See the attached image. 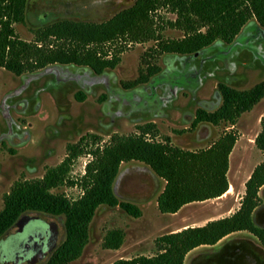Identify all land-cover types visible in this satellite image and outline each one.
<instances>
[{
    "label": "rangeland",
    "instance_id": "rangeland-1",
    "mask_svg": "<svg viewBox=\"0 0 264 264\" xmlns=\"http://www.w3.org/2000/svg\"><path fill=\"white\" fill-rule=\"evenodd\" d=\"M133 3L134 0H30L24 22L14 24L13 28L20 40L33 42L36 30L55 22L102 23ZM162 15L170 21L175 20L170 13ZM257 32L254 22H251L240 32V40L236 39L238 44L216 43L200 54L187 57L164 55L149 59L146 54L154 43L130 46L121 56L120 64L108 72L111 85L119 88L120 85L136 82L147 74L148 66L158 67V76L153 83L136 84L127 96L116 93L118 99L113 102V111L126 112L118 111L119 115L109 127L106 125L110 120L104 117L105 109H101L106 98L101 87H95L93 93L85 95L73 81H63L62 74L58 75L57 71L50 69L54 66L19 77L0 68V135L7 133L2 117L4 110L18 99L26 98L29 104L24 111L18 107L16 111L11 108L7 113L11 115L14 131L19 132L22 139H14L13 144L0 142V211L4 196L16 184L42 178L47 169L58 166L67 157L71 146L80 144L84 151L72 162L67 183L52 191L69 201L77 200L82 192L77 186H69V183H76L84 175L85 165L90 160L84 153L103 146L114 134L138 133L139 127L148 123L155 125L160 138L168 136L174 146L190 151L207 148L224 133L238 135L228 174V180L236 188L232 187L230 193L235 195L233 200L237 204L248 175L263 160V155L258 154L254 146V140L264 115V98L251 111L243 114L234 126L222 123L216 127L208 124L193 127L192 123L197 110L212 112L220 106V85L249 91L264 84V38L253 39ZM162 35L166 39L182 38L179 30L170 28H165ZM246 39H249L248 43L244 42ZM71 70L72 74L77 73ZM24 85L27 86L25 91L21 90ZM12 94L16 97L8 100ZM123 98L129 103L124 105ZM162 187L163 184L145 167L123 165L115 194L119 201L136 205L141 216L134 219L118 207L98 209L89 225L88 243L82 255L70 264H114L121 259L152 257L157 253L156 240L159 237L185 225V222L201 223L217 218L225 211L224 204L214 202L190 204L176 217L160 215L156 198ZM261 197L264 203V191ZM30 216L40 219L28 224L13 240L4 244L3 259L10 258L21 241L25 243L28 237L37 239V233L45 231L46 222L57 229L56 247L63 240L61 220L42 215ZM258 222L263 225L264 217ZM110 231L123 235L118 250L102 247ZM223 253L224 258H221ZM228 256L235 261L227 260L231 259ZM184 264H264V253L256 240L240 233L215 248H200L190 253Z\"/></svg>",
    "mask_w": 264,
    "mask_h": 264
},
{
    "label": "trees",
    "instance_id": "trees-1",
    "mask_svg": "<svg viewBox=\"0 0 264 264\" xmlns=\"http://www.w3.org/2000/svg\"><path fill=\"white\" fill-rule=\"evenodd\" d=\"M30 0H0V68L17 77L34 74L54 65L85 67L97 74L114 70L121 56L133 45L154 43L149 59L164 55L194 56L216 43L232 44L251 22L257 31L264 30V0H134L127 9L102 23L59 21L34 32L33 42L20 40L13 25L23 23ZM175 16L170 21L162 15ZM165 28L179 30L180 39H166ZM135 86L158 73L148 66ZM220 106L212 112L197 110L192 123L216 127L234 126L264 98V84L249 91L220 85ZM236 134L224 133L206 149L182 150L170 137L160 138L154 124L148 123L138 133L112 135L101 147L84 154L90 157L84 175L76 183L81 196L69 201L52 193L67 183L72 162L83 154L80 144L71 146L67 157L47 169L37 180L16 184L3 198L0 211V240L24 215H38L62 221L64 237L43 264H70L77 260L88 243V230L100 208H120L134 219L141 211L128 201H119L114 185L121 167L138 164L149 170L163 184L156 198L161 215H175L190 204L221 198L229 191V157L238 142ZM263 160L254 167L244 184L239 208L230 217L212 220L200 227H187L165 234L156 240L157 253L118 260L114 264H184L186 257L201 247H214L225 238L246 233L264 253V225L257 223L262 207L259 196L264 188V115L254 140ZM123 235L110 231L103 240L105 250H118ZM227 254V253H226ZM224 258V253L220 255ZM232 262L231 256H228Z\"/></svg>",
    "mask_w": 264,
    "mask_h": 264
},
{
    "label": "flooded vegetation",
    "instance_id": "flooded-vegetation-1",
    "mask_svg": "<svg viewBox=\"0 0 264 264\" xmlns=\"http://www.w3.org/2000/svg\"><path fill=\"white\" fill-rule=\"evenodd\" d=\"M252 37H253V39H256L259 37L264 38V32L258 31L256 33V35H253ZM237 38H239V37H237ZM236 39L232 44H234V43L238 44L239 41H237L238 39L237 40ZM249 39H246L244 42L248 43ZM239 40H240V38H239ZM257 49H261V47H257ZM50 69H54L55 71H57L58 75L62 74V77H63L62 80L63 81H70V80L73 81L76 84V86L79 87L80 92H82L85 95L93 93V88H95V87H101L105 91L106 98L104 99V101L101 105V109H105L106 115H104V117H106L110 120L106 126H108V127L110 126V124H111V122H113L114 118L117 117V115H119L118 114L119 112L120 113L126 112L124 110L113 111L114 110L113 109V102L115 101V99H118L117 95L127 96L126 94L128 93V91L131 90L132 87H134V86H131L130 84H127V85L123 84V85H120L119 88L113 87L111 85V82H110L111 78L108 75V72L112 71V70H105L101 74H97L88 68L79 67V66H75V65H65V66L54 65V67H52ZM71 69H73L74 71H77V73L72 74ZM59 71H61V72L59 73ZM157 76L158 75L155 74L154 76H151L146 82L139 83V85L140 86L145 85V84H148L149 82L153 83ZM34 78H36V77H34ZM31 79H33V78H31ZM26 81L29 82V80H26ZM26 87L27 86L24 85V87L21 90L25 91ZM23 91H21V92H23ZM116 93H117V95H116ZM16 95H17V92H16ZM15 97H16L15 94H12V96L8 97L7 99L12 100ZM102 97L103 96H101L100 98H102ZM122 101H123L124 105L129 103V101L126 98H123ZM19 104H20V106H19ZM28 105H29L28 99H26V98L20 99V100L18 99L17 101L12 103L7 110H4L5 112H4V114H2V117H3L5 124H6L7 133H4V134L2 133L0 135V142L6 141L9 144H13L14 139H16V138L22 139L21 134H19V132H17V131H14L15 128L12 125L13 123H12L11 115H8L7 113H8L9 109L14 108L16 111V109L18 107H22V111H24L26 109V107H28ZM130 105H132V104H130Z\"/></svg>",
    "mask_w": 264,
    "mask_h": 264
},
{
    "label": "water",
    "instance_id": "water-1",
    "mask_svg": "<svg viewBox=\"0 0 264 264\" xmlns=\"http://www.w3.org/2000/svg\"><path fill=\"white\" fill-rule=\"evenodd\" d=\"M38 219L40 218L24 215L2 237L0 240V262L2 264H40L54 251L57 242V229L52 223L46 222L45 231H42L40 234L37 233V239L33 240L31 237H28L25 243L21 241L20 244H18L17 250L9 256L10 258L3 259L2 248L4 247V244L9 242L10 239L13 240L16 234L24 230L28 224L37 221Z\"/></svg>",
    "mask_w": 264,
    "mask_h": 264
},
{
    "label": "crops",
    "instance_id": "crops-1",
    "mask_svg": "<svg viewBox=\"0 0 264 264\" xmlns=\"http://www.w3.org/2000/svg\"><path fill=\"white\" fill-rule=\"evenodd\" d=\"M238 143V142H237ZM237 143H236V145H235V147H234V149L236 148V146H237ZM212 145V144H211ZM209 147V146H208ZM207 147V148H208ZM180 149H182V148H180ZM203 149H206V148H203ZM234 149H233V151H232V153L234 152ZM182 150H185V149H182ZM190 151V150H189ZM257 152H258V154H259V151L257 150ZM232 153H231V155H230V157L232 156ZM230 157H229V170H230ZM258 165V164H257ZM252 172V171H251ZM228 174H229V172H228ZM228 174H227V178H228ZM251 174V173H250ZM250 174L248 175V177H247V179H246V181L248 180V178H249V176H250ZM245 181V182H246ZM228 184H229V191L232 189V187L234 188V190H236V188H235V185H233V184H231V182L228 180ZM244 186H243V188L241 189V197H239V200L237 201V204H235V202H234V200H233V198H234V196L231 194V193H226V194H224L221 198H219V199H216V200H213V201H208V202H204V203H197V204H206V203H214V202H219V203H221V204H224V207H225V211L224 212H221L220 214H219V216L217 217V218H210V219H207L206 221H203V222H201V223H191V222H185V225H182L181 227H178V228H176L175 230H173L172 232H170V233H174V232H178V231H180V230H182V229H185V228H187V227H200V226H204L207 222H209V221H212V220H217V219H222V218H226V217H230L232 214H234L235 212H236V210L239 208V202H240V200H241V198H242V196H243V194H244ZM228 191V192H229ZM264 191V188L263 189H261V192H260V194H259V196L261 197V193ZM236 192V191H235ZM228 194V195H227ZM261 199H262V197H261ZM188 206V205H187ZM186 207V206H185ZM184 208V207H183ZM182 208V209H183ZM181 209V210H182ZM180 210V211H181ZM179 211V212H180ZM179 212L177 213V214H175V215H165V216H173V217H176L178 214H179ZM160 214V213H159ZM161 215V214H160ZM262 216V217H261ZM263 217H264V203H263V200H262V207H261V209L259 210V212H258V215H257V217H256V219H257V223L259 224V219L260 218H262L263 219ZM263 224V223H262ZM264 225V224H263ZM169 234V233H168ZM238 234H240V233H238ZM235 235H237V234H233V235H231V236H229V237H227V238H225L224 240H222L221 242H219V244L220 243H223V242H228L229 241V239L232 237V236H235ZM216 246H218V244L216 245ZM216 246H214V247H201V248H215ZM200 248H198V249H196V250H194L193 252H191V254L192 253H194V252H196L197 250H199Z\"/></svg>",
    "mask_w": 264,
    "mask_h": 264
},
{
    "label": "bare ground",
    "instance_id": "bare-ground-1",
    "mask_svg": "<svg viewBox=\"0 0 264 264\" xmlns=\"http://www.w3.org/2000/svg\"><path fill=\"white\" fill-rule=\"evenodd\" d=\"M231 191V190H230ZM230 191L229 192H227V193H230ZM228 195V194H227Z\"/></svg>",
    "mask_w": 264,
    "mask_h": 264
}]
</instances>
